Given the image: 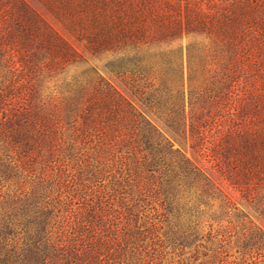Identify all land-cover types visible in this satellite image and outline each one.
I'll return each instance as SVG.
<instances>
[{"label": "trees", "instance_id": "trees-1", "mask_svg": "<svg viewBox=\"0 0 264 264\" xmlns=\"http://www.w3.org/2000/svg\"><path fill=\"white\" fill-rule=\"evenodd\" d=\"M49 1L50 10L72 5ZM77 6L89 17L72 19L70 30L90 55L110 56L106 72L160 126L92 68L68 75L81 60L72 46L25 0H0V264H162L166 242L176 243L167 233L179 246L195 242L214 206L212 221L246 219L213 168L264 217L263 8L252 0ZM190 35L227 55L228 81L206 82L188 45L185 90L182 49L166 48Z\"/></svg>", "mask_w": 264, "mask_h": 264}, {"label": "rangeland", "instance_id": "rangeland-1", "mask_svg": "<svg viewBox=\"0 0 264 264\" xmlns=\"http://www.w3.org/2000/svg\"><path fill=\"white\" fill-rule=\"evenodd\" d=\"M31 8H33L41 18L55 30L63 39H65L70 46L79 54V63L68 67V75L80 76L81 73L93 69L101 77L111 83L126 99H128L141 113L142 115L150 120L157 126L159 122L157 119L150 114L146 108L140 103V101L131 95V93L120 83L110 76L104 69L105 63L110 59V56L106 53H102L97 56H92L86 49L85 40L74 34L70 30L72 19H87L89 17V10L87 6L83 8L75 7L78 0H72L64 7L60 5H52L53 10L48 8L49 2L45 0H25ZM206 0H202L205 2ZM235 0H227V2H233ZM256 1L264 11V0H252ZM74 11V12H73ZM72 16V18H71ZM193 46V49H197L196 55H199L200 62L202 63V70L199 68V62H195L194 69L198 73L202 74L203 79L206 82L213 81L214 87H216V80L224 74V80L228 81L231 72L227 69V55L221 53L217 48L213 47L207 38L202 35H190L183 36L181 39L175 40L168 45L166 49H176L181 47L183 52V75L186 90V79H187V59H186V48L187 46ZM164 48V46H162ZM226 75V76H225ZM202 81L201 78L195 80V84L198 85ZM260 84V80H257ZM175 147L178 145L175 143ZM182 149L188 158L191 157L189 149L182 143ZM207 158H203L201 162L207 167L212 165L206 164ZM71 164V163H70ZM76 168H74L75 171ZM213 171V179L229 194L232 195L236 202L239 210L246 216L244 221L237 220L232 215H226L222 213L216 221H212L208 218V214L213 213L216 208L215 206L209 210L207 215L200 219L199 227L197 229L198 237L195 242L185 243L184 246H179L180 240H176V237L169 232V229L163 227V230L167 233L168 240L175 241V244H168L163 252L162 264H264V217L257 216L253 210L244 202L239 195L234 192L231 188L227 187L225 182L221 180V177L215 168ZM89 183H84L88 186ZM88 193L89 189L85 188ZM117 197V196H115ZM145 213H148L147 207ZM218 214V213H215ZM230 220V223L227 220ZM250 220L256 226V229L252 228L248 230L246 221ZM171 227V224H170ZM166 229V230H165ZM258 229V230H257ZM254 230V231H252ZM256 230V231H255ZM161 233V232H160ZM208 233V235H207ZM221 235L224 237V241H219ZM260 236L261 241L254 244L256 237Z\"/></svg>", "mask_w": 264, "mask_h": 264}]
</instances>
